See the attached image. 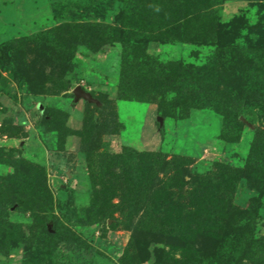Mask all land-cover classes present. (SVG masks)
<instances>
[{
  "label": "rangeland",
  "instance_id": "374dc122",
  "mask_svg": "<svg viewBox=\"0 0 264 264\" xmlns=\"http://www.w3.org/2000/svg\"><path fill=\"white\" fill-rule=\"evenodd\" d=\"M122 2L0 0V264H227L240 228L250 247L231 264H264V0H213L222 25L241 18L220 51L258 58L230 60L210 103L186 112L173 87L123 99L121 43L193 68L215 44L148 41ZM144 153L166 165L143 184ZM152 210H164L153 230ZM184 213L217 234L177 235L169 222Z\"/></svg>",
  "mask_w": 264,
  "mask_h": 264
},
{
  "label": "trees",
  "instance_id": "16d2710c",
  "mask_svg": "<svg viewBox=\"0 0 264 264\" xmlns=\"http://www.w3.org/2000/svg\"><path fill=\"white\" fill-rule=\"evenodd\" d=\"M122 14L125 16L124 21L127 27L133 29L139 35H145L148 41H155L159 44L167 43H184L193 45H212L215 44L214 58L205 63L202 67L183 66L179 63H162L158 58L152 57L147 53V43L125 44L122 50V66L123 70L120 77V92L123 99H133L136 101H149L156 98L165 97L166 89H172L176 99L180 94L179 102L180 111H189L193 108H201L204 103L209 104L213 99V84L209 81L215 80L219 72L227 73L230 60L237 62L256 61L257 56L253 58H243V52L228 56L220 51L219 48L229 36L235 34L240 28V17L231 19L230 25L224 26L218 22L212 11L213 0H122ZM242 21V20H241ZM259 29V28H258ZM227 30V31H226ZM118 31V30H117ZM264 27L259 29V33L263 34ZM122 34V33H120ZM127 38L133 39L134 36ZM136 39L138 37H135ZM226 52L230 49L227 47ZM264 59V58H263ZM219 60L217 64L216 61ZM225 61V62H224ZM263 61V60H262ZM224 67L226 70L224 71ZM244 68L238 72V79L243 76ZM210 88H212L210 90ZM239 89V86H238ZM236 90V88H235ZM179 100V99H178ZM160 104V102H158ZM198 103V104H195ZM232 117V116H231ZM143 159L141 164L144 174L138 175L137 178L143 184L145 182H153L156 177L157 169H161L166 165L165 161L158 159L157 154L144 153L140 154ZM138 157V155H137ZM148 171L149 173H147ZM146 175L145 178L143 176ZM147 179V181H146ZM214 177H207L209 184L203 185L204 189L196 192L198 198L196 202L203 200L204 204L213 201L212 192L209 189L210 184H214ZM200 184V183H198ZM197 185V184H195ZM207 190V191H206ZM218 196V195H217ZM221 201L216 197V204L220 206ZM212 203V202H211ZM226 203V201H225ZM213 205V204H212ZM153 215L148 214V218H153L149 228L153 230L161 214L164 210L154 212ZM167 213V212H166ZM185 215V216H184ZM175 222H169V226L178 227L177 235L193 236V235H215L217 229L215 225L208 223V219L204 220L199 217L197 220L191 218L189 213H184L181 217H175ZM213 218V217H211ZM196 220V221H194ZM171 227V228H173ZM228 229V225H226ZM230 229V228H229ZM228 229V230H229ZM231 232V231H230ZM221 233V232H220ZM232 233V232H231ZM233 238L237 242H242L233 248V255L227 264L233 263L241 257L244 250L248 251L249 234L243 233V229H237ZM242 240V241H241ZM264 248V246H263ZM37 264H49L52 261V255H45Z\"/></svg>",
  "mask_w": 264,
  "mask_h": 264
},
{
  "label": "water",
  "instance_id": "95a60500",
  "mask_svg": "<svg viewBox=\"0 0 264 264\" xmlns=\"http://www.w3.org/2000/svg\"><path fill=\"white\" fill-rule=\"evenodd\" d=\"M74 94H75V99L76 100H80V99H83V100H86V101H92V97L89 93L83 91L80 87H77L75 88L74 90ZM161 118H159V121L161 122Z\"/></svg>",
  "mask_w": 264,
  "mask_h": 264
}]
</instances>
